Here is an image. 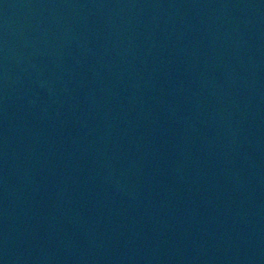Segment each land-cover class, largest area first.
Returning <instances> with one entry per match:
<instances>
[{
	"label": "water",
	"instance_id": "water-1",
	"mask_svg": "<svg viewBox=\"0 0 264 264\" xmlns=\"http://www.w3.org/2000/svg\"><path fill=\"white\" fill-rule=\"evenodd\" d=\"M0 264H264V0H0Z\"/></svg>",
	"mask_w": 264,
	"mask_h": 264
}]
</instances>
